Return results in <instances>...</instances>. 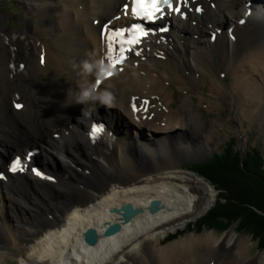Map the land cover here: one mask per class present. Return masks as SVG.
Here are the masks:
<instances>
[{"label":"bare ground","instance_id":"6f19581e","mask_svg":"<svg viewBox=\"0 0 264 264\" xmlns=\"http://www.w3.org/2000/svg\"><path fill=\"white\" fill-rule=\"evenodd\" d=\"M20 1L21 29L0 12V264H264L233 228L160 244L217 196L182 166L212 149L219 127L202 131L189 92L208 109L205 88L236 112L245 105L239 121L249 127L264 118V0H188L183 18L165 8L143 22L132 0ZM133 24L149 35L103 76V26ZM174 85L183 92L177 106ZM39 154L47 173L37 175L26 159ZM21 156L24 170H10ZM124 205L141 212L126 220Z\"/></svg>","mask_w":264,"mask_h":264},{"label":"rangeland","instance_id":"374dc122","mask_svg":"<svg viewBox=\"0 0 264 264\" xmlns=\"http://www.w3.org/2000/svg\"><path fill=\"white\" fill-rule=\"evenodd\" d=\"M21 4L22 3L20 0H0V12L8 17L7 22H8L9 29H12V28H20L21 29L23 27L21 24L23 21L21 19H19V17H18V15L21 14ZM198 13H201V12H198ZM246 13H248L249 16L253 14V13H251L250 8H248ZM260 14H261V12H260ZM244 17H243L242 21L240 22L241 25L245 24V20H246L247 16L245 18ZM36 19H39V18L34 17V19H31V21L36 23L37 22ZM230 32H231V28H230ZM57 36H59V35L56 33H52V35L50 36L51 40L53 41L54 38H56ZM231 36H232V33H231ZM43 40H46V39L43 38ZM213 40H214V37H213ZM30 61H32V57H31ZM216 69H217V67H216ZM216 72L219 73L220 68H218L216 70ZM224 79H225V82L230 81V78H228V77L227 78L224 77ZM174 87H175L174 106H177L181 102V99H182L181 97L183 95V92L181 90L177 89V85H174ZM199 93L200 92H198L197 94H199ZM203 93L208 100L213 99L214 102H213V106L211 109H208V107H207L206 102H208V101L203 102V103H198L200 98L192 90L189 92V95L191 96V100L193 102L192 103L193 107H195L196 104L199 105L197 112H198L201 120H203V122H204V125L202 127V131L206 130V126L209 122L214 121L215 123L219 124V127L217 129V134L215 133L214 134L215 139L211 140V144H212L211 148L212 149L210 151L204 153L202 156H200L198 158L183 161L182 166L184 168H186L188 171H190L192 174L199 175L194 170V169H196V167L193 166L194 164L199 163L201 161H204L206 158L213 157V155L215 153H218V154L222 153L223 155H225L223 151H224V149L229 148V146H230L232 151L234 150V153H236L238 155V152H239V154H240L241 158L237 159L234 162L235 167H237V168L239 167V169L241 168V169L245 170L246 155L248 154V152L251 153L253 150H257L261 153V156H262L263 162H264V127H263L264 126V122H263L264 118L261 117L259 120H256L257 123H256V121H253L252 127H249L251 125L250 121H248L246 119L245 120L243 119L242 123L239 121V117H241V107L242 106H243L242 112H243L244 116L246 117L247 110L244 108L245 105H242L239 103L240 106H237L238 111L236 112L232 109V107L229 105V103H227L226 101H224L220 98H217L209 89L205 88L203 90ZM233 101H234L233 105L236 106V103L238 102L237 98L233 99ZM258 121L263 122V123H258ZM38 146L40 147V144ZM35 148H36V145H35ZM29 158L31 159L32 157H29ZM62 160L63 159L60 160L57 158V160H56V167L57 168L59 167L60 163L63 164ZM31 164H33L34 166L37 165L38 168L37 167L36 168L40 173H42V171H44V173L45 172L47 173V171H45L43 169V167L41 166V155L40 154L35 159L34 158L31 159ZM61 166H63V165H61ZM107 171L108 170H106L105 172L108 173ZM204 179H206L207 181L210 182V180H208L207 178L204 177ZM95 180H97L96 177H95ZM91 183H95V181L93 179H91ZM214 188L216 189V195L217 196H215V199L213 200L211 206L207 209V211L204 212L203 214L199 215L196 219L188 221L186 223V225L179 227L176 231H172L169 234V236L162 238L160 244H166L168 242H172L176 239H179V238L185 237V236H189V235H196V236L204 235L206 232H210V231H212L213 233H215L218 236H221V235H224L225 233L229 232L233 228V230L236 234L235 237L240 239V242L243 243L244 245L249 246V255L250 256H256L259 253L264 252V248L259 244V240L255 236H253L252 231L242 230L241 228H238V225H239L238 222H232L229 226H226L225 229H221V230L218 228H215V227H211V228H209V226L205 227L204 224H202L203 222L201 219H203L204 216L207 215V212L216 203V200H217V197H218L220 190H218L216 187H214ZM56 191H57V189H56ZM197 191L198 192H204V189L199 188V189H197ZM59 193H62V191H59ZM53 205H54V202H53ZM197 223H199V226L201 225V228L198 229L197 227L194 226ZM214 252H215V250H214ZM214 252H213V254H214ZM11 263H12V261H11ZM13 263H15V261H13Z\"/></svg>","mask_w":264,"mask_h":264},{"label":"trees","instance_id":"16d2710c","mask_svg":"<svg viewBox=\"0 0 264 264\" xmlns=\"http://www.w3.org/2000/svg\"><path fill=\"white\" fill-rule=\"evenodd\" d=\"M225 151L226 157L215 156L214 159L213 156L193 165L199 175L220 190L215 205L201 219L202 224L221 230L232 222H238V228L252 231L264 248V162L261 153L253 150L254 153H248L249 157L246 155L245 171L235 167L234 162L240 155L234 150L229 152L231 155ZM218 155L225 156L222 153ZM194 226L201 228L199 223Z\"/></svg>","mask_w":264,"mask_h":264},{"label":"snow or ice","instance_id":"6c2138e0","mask_svg":"<svg viewBox=\"0 0 264 264\" xmlns=\"http://www.w3.org/2000/svg\"><path fill=\"white\" fill-rule=\"evenodd\" d=\"M187 4L188 0H175V4L173 0H132L131 11L134 16L152 21L155 19V13L163 15L164 7L166 6L168 10L179 13L183 18L185 13L181 12V7H187ZM125 7H127V5H125ZM196 11L199 12L200 8H196ZM159 30L166 31L167 29L161 28ZM149 31L150 30L142 24H133L130 29H122L119 31L113 29L109 32L106 25L104 32L107 34L108 38L106 58L109 61V68L105 69L103 67V60L100 61V73L105 77L111 76L112 72L110 69L121 64L123 60L126 59V53L132 51L135 46L139 45L142 38L149 35ZM126 32L131 33V35H126ZM135 54L140 55V52L136 51ZM100 83L101 79L98 75L95 80V85H99ZM84 95L87 96L88 94L85 93ZM15 107L19 108L20 105H15ZM133 110H137L135 104H133ZM17 169L23 170L20 158L11 161L10 170L15 171ZM33 171L36 172L37 175L41 174L36 169H33Z\"/></svg>","mask_w":264,"mask_h":264},{"label":"water","instance_id":"95a60500","mask_svg":"<svg viewBox=\"0 0 264 264\" xmlns=\"http://www.w3.org/2000/svg\"><path fill=\"white\" fill-rule=\"evenodd\" d=\"M158 207H159V202L153 201L151 206H150V210L154 212V211H156V209H158ZM122 209H123V216H124V218L126 220L129 219L130 217H132L133 215H135L136 213L141 212V208L135 209V208H132L131 205H124L122 207ZM116 227H118V225L109 228L107 230V232L111 233V232L117 230ZM86 238H87V240H89L91 242H94L95 241V233H94V231L93 230L88 231L86 233Z\"/></svg>","mask_w":264,"mask_h":264}]
</instances>
